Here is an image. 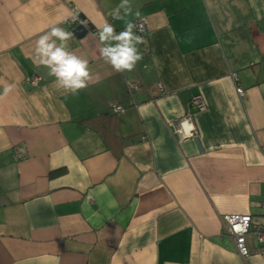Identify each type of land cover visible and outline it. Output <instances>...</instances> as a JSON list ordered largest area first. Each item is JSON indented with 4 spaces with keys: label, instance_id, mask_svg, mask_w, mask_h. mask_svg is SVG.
<instances>
[{
    "label": "crops",
    "instance_id": "1",
    "mask_svg": "<svg viewBox=\"0 0 264 264\" xmlns=\"http://www.w3.org/2000/svg\"><path fill=\"white\" fill-rule=\"evenodd\" d=\"M120 2L0 0V264H264L253 235L241 257L221 231L226 213L264 222V0H130L115 19ZM73 15L92 75L76 94L33 62ZM140 17L143 58L116 72L100 28ZM187 109L196 137L179 139Z\"/></svg>",
    "mask_w": 264,
    "mask_h": 264
},
{
    "label": "clouds",
    "instance_id": "2",
    "mask_svg": "<svg viewBox=\"0 0 264 264\" xmlns=\"http://www.w3.org/2000/svg\"><path fill=\"white\" fill-rule=\"evenodd\" d=\"M132 14L133 8L130 0H121L114 9L115 19H124ZM135 15L137 17L140 15L138 10ZM66 20L67 17L62 22H66ZM136 28L135 23L127 20L124 30L120 32H117L115 27L107 21L100 28L98 37L102 45L99 48L100 55L116 72H131L137 62L143 58L137 47L143 43V38L136 34L134 31ZM72 36V32L66 31L56 24L50 25V31L40 35L36 40L33 62L46 67L49 70L48 74L55 77V84L59 88L76 94L79 90L88 87L92 75L88 61L69 51L67 42ZM12 87V85L6 86L3 94L7 95ZM191 127L187 120L181 124V128L189 130V134Z\"/></svg>",
    "mask_w": 264,
    "mask_h": 264
},
{
    "label": "built area",
    "instance_id": "3",
    "mask_svg": "<svg viewBox=\"0 0 264 264\" xmlns=\"http://www.w3.org/2000/svg\"><path fill=\"white\" fill-rule=\"evenodd\" d=\"M68 23L70 25V30H73L77 25H87V22L79 17L78 15H73L69 18ZM137 28L134 29L137 35H142L146 31V23L144 18L140 17L134 22ZM72 32V31H71ZM26 81L31 85H36V77H27ZM138 85L131 82L129 84V89H135ZM157 89L162 92L163 88L159 82L156 84ZM237 93L242 96L243 89L240 86H236ZM190 103L195 106L196 111H203L205 109V103L198 95H193L190 99ZM115 112L122 111L123 108L120 105L113 107ZM187 120L191 124L190 134L189 130L182 129L181 124L183 121ZM173 132L179 139H187L196 137V130L192 122V111L187 109L183 115L176 117L170 122ZM261 207L264 208V202L261 203ZM221 231L231 237L233 240L236 251L241 257H246L250 250L246 245V236L253 235L255 240L260 246H264V222H253L250 214H240V213H226L221 216Z\"/></svg>",
    "mask_w": 264,
    "mask_h": 264
},
{
    "label": "water",
    "instance_id": "4",
    "mask_svg": "<svg viewBox=\"0 0 264 264\" xmlns=\"http://www.w3.org/2000/svg\"><path fill=\"white\" fill-rule=\"evenodd\" d=\"M86 32H87V28L83 25H77L72 31V33L78 38L85 35Z\"/></svg>",
    "mask_w": 264,
    "mask_h": 264
}]
</instances>
